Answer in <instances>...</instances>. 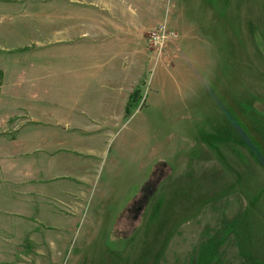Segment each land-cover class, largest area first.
Listing matches in <instances>:
<instances>
[{
    "label": "rangeland",
    "instance_id": "1",
    "mask_svg": "<svg viewBox=\"0 0 264 264\" xmlns=\"http://www.w3.org/2000/svg\"><path fill=\"white\" fill-rule=\"evenodd\" d=\"M173 1L160 16L143 17L150 31L140 98L108 129L73 132L78 163L42 157L49 126L69 112L62 100L0 99V248L15 263H28L34 246L53 264H264V0ZM4 2L0 30L34 29L31 46L45 21L63 27L51 15L62 13V0ZM161 25L176 38L158 54L149 38ZM181 39L203 65L160 78L161 61ZM60 67L39 86L60 77ZM12 164L40 170L36 196L2 174ZM67 188L81 192L76 211ZM16 222L26 227L17 232Z\"/></svg>",
    "mask_w": 264,
    "mask_h": 264
},
{
    "label": "crops",
    "instance_id": "2",
    "mask_svg": "<svg viewBox=\"0 0 264 264\" xmlns=\"http://www.w3.org/2000/svg\"><path fill=\"white\" fill-rule=\"evenodd\" d=\"M7 2L8 0L4 4H8ZM166 2L167 0H62V13L57 17L55 13L51 15L52 18L62 20L63 27L56 29L51 26V20L45 21L39 26L41 39L35 41L34 46L31 45L38 34L34 29L0 30V99L55 97L62 100L64 110L69 111L62 116L64 123L49 126L48 151L45 150L46 155L42 156L47 162L78 163L82 155L80 152L83 151L77 145L79 136L72 135L73 132L108 129L117 116L127 111L131 99L140 98L139 85L143 81L145 62L149 58L147 34L150 29L144 27L143 17L154 19L160 16ZM172 3L175 4L173 0ZM184 41L188 40L178 41L167 61L163 62L157 57V62L161 61L164 68L160 78L172 79L173 73L181 68L188 69V75H192L196 66L203 65L202 61H197L199 55L195 46ZM61 52L62 57L59 55ZM58 65H61V76L47 78L45 86H39L40 78L45 73L51 74ZM54 127L60 128L61 133L57 136H61V140L55 135ZM70 139L74 141L71 143ZM61 141L69 142L60 146ZM80 162H90V159ZM5 168L2 174L13 186H26L21 188L23 196L37 195L32 187L40 184V170L25 169L22 173L13 164L5 165L3 170ZM48 168L56 170L57 166ZM50 179L57 178L47 177L45 181ZM69 193L73 197L68 207L71 211H76L79 209L78 196L81 192L67 188L66 194ZM44 207L47 214L59 217L54 206ZM25 227L21 222L15 224L17 232ZM34 233L32 229L26 234L33 244ZM60 239L62 237L57 236L49 247L56 246ZM31 251L28 263H15L10 252L6 251L10 256L8 259L0 248V264H53L51 258L39 260L40 254L34 246ZM52 253L54 256V252Z\"/></svg>",
    "mask_w": 264,
    "mask_h": 264
},
{
    "label": "built area",
    "instance_id": "3",
    "mask_svg": "<svg viewBox=\"0 0 264 264\" xmlns=\"http://www.w3.org/2000/svg\"><path fill=\"white\" fill-rule=\"evenodd\" d=\"M171 38H176L174 32L168 30L165 25H161L156 32L150 34L149 42L151 46L157 48L156 52L160 54L164 43Z\"/></svg>",
    "mask_w": 264,
    "mask_h": 264
},
{
    "label": "trees",
    "instance_id": "4",
    "mask_svg": "<svg viewBox=\"0 0 264 264\" xmlns=\"http://www.w3.org/2000/svg\"><path fill=\"white\" fill-rule=\"evenodd\" d=\"M136 94V93H135Z\"/></svg>",
    "mask_w": 264,
    "mask_h": 264
}]
</instances>
